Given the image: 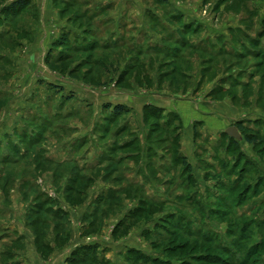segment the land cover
<instances>
[{
    "label": "rangeland",
    "instance_id": "1",
    "mask_svg": "<svg viewBox=\"0 0 264 264\" xmlns=\"http://www.w3.org/2000/svg\"><path fill=\"white\" fill-rule=\"evenodd\" d=\"M31 251L264 264V0H0V264Z\"/></svg>",
    "mask_w": 264,
    "mask_h": 264
},
{
    "label": "water",
    "instance_id": "2",
    "mask_svg": "<svg viewBox=\"0 0 264 264\" xmlns=\"http://www.w3.org/2000/svg\"><path fill=\"white\" fill-rule=\"evenodd\" d=\"M226 134L235 140H242V136L240 135L238 129L233 126L227 129Z\"/></svg>",
    "mask_w": 264,
    "mask_h": 264
},
{
    "label": "crops",
    "instance_id": "3",
    "mask_svg": "<svg viewBox=\"0 0 264 264\" xmlns=\"http://www.w3.org/2000/svg\"><path fill=\"white\" fill-rule=\"evenodd\" d=\"M30 254L31 255H35L36 257L35 258H37V263L38 264H48V263H50L51 261H53L54 260V258L57 256V255H59V253H57V252H54V253H52L51 254V256H50V259L46 262V261H43V259H42V257H40L37 253H33L32 251L30 252ZM61 262V261H60ZM66 262H64V264H65ZM54 264V263H53Z\"/></svg>",
    "mask_w": 264,
    "mask_h": 264
},
{
    "label": "trees",
    "instance_id": "4",
    "mask_svg": "<svg viewBox=\"0 0 264 264\" xmlns=\"http://www.w3.org/2000/svg\"><path fill=\"white\" fill-rule=\"evenodd\" d=\"M123 110H124L123 107H116V108L114 109V112H115V114L119 115V114H121V113L123 112ZM248 141H249L250 143H254V141H253L252 139H248Z\"/></svg>",
    "mask_w": 264,
    "mask_h": 264
}]
</instances>
